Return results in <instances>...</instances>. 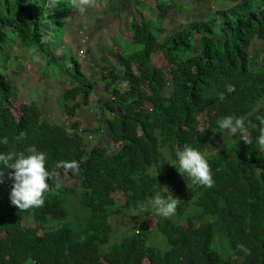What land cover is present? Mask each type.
<instances>
[{"label": "trees", "instance_id": "1", "mask_svg": "<svg viewBox=\"0 0 264 264\" xmlns=\"http://www.w3.org/2000/svg\"><path fill=\"white\" fill-rule=\"evenodd\" d=\"M156 7L165 19L178 3L161 0ZM71 10V0H0V47L15 39L45 61V70L65 73L66 56L54 60L48 39H61ZM216 26L223 39L214 35ZM129 28L132 40L121 42L119 68L102 74L109 97L100 108L115 150L98 143L86 150L78 122L46 120L33 102L13 101V81L0 70V137L9 139L0 151L34 144L48 154L54 175L44 205L21 210L10 200L13 170L0 164V264H264V150L257 142L264 124L256 119L264 115V60L249 57L253 39L264 43V0L191 21L168 33L164 45L159 32L165 31L152 18L133 20ZM69 57L74 85L62 96L87 103L94 83L77 77L79 64ZM229 84L235 91L219 101ZM81 103L64 106L70 117ZM225 115L248 118L251 144L219 128ZM21 132L26 136L17 142ZM186 144L206 155L211 188L193 186L178 171L175 154ZM71 160L77 169L57 167ZM59 169L77 170L80 186L59 183ZM167 190L181 199L173 216H158L149 226L150 211L140 212L139 222L111 241V217ZM118 192L122 200L114 197ZM155 235L161 244L152 243Z\"/></svg>", "mask_w": 264, "mask_h": 264}, {"label": "rangeland", "instance_id": "2", "mask_svg": "<svg viewBox=\"0 0 264 264\" xmlns=\"http://www.w3.org/2000/svg\"><path fill=\"white\" fill-rule=\"evenodd\" d=\"M161 0H90L87 10L83 13L72 9L65 15V25L60 40L48 39L49 52L54 60L61 54L66 57L61 61L65 73H61L52 66L45 70V61L30 49L19 46L17 40L7 39L1 45L0 70L5 72L14 85L15 102H33L42 113V118L56 123L70 125L78 122V132L84 138L86 150L94 143L103 145L108 150H115L117 146L111 141L108 127L105 123L106 112H102L100 105L109 97V90L102 79L103 73L119 68L117 56L121 52V42L132 40V31L129 28L131 21H140L142 18L154 19L156 27L163 28L165 32H159V42L165 44L167 34L174 32L189 22H202L215 16L221 8L228 6H245L249 0H173L178 7L169 12L167 17L159 18L156 11L157 3ZM169 1V0H163ZM52 4L49 8H52ZM49 26L50 21H45ZM52 29L47 28V32ZM214 35L223 39V33L216 26ZM1 51V50H0ZM73 57L79 64V77L82 82L94 83L93 90L87 103H81V98L75 100L63 98L65 90L74 85L72 77ZM249 57L251 61L264 60V43L255 38L252 40ZM154 61H156L154 59ZM75 74L73 73V76ZM123 88L122 86H120ZM170 85L164 90L169 92ZM81 103L75 108V114L70 117L65 105L71 106L76 101ZM96 130V131H95ZM160 163L157 170H161L166 164ZM57 179L59 183L68 186H80L77 170L65 171L59 169ZM114 197L122 200L118 192ZM194 210L193 207L189 211ZM144 218L149 226H153L158 213L151 211ZM139 216L124 212L121 215L111 217L108 222L111 227V241H118L127 233V225L139 222ZM183 219V218H179ZM216 239V238H215ZM163 242L159 236L152 238V243Z\"/></svg>", "mask_w": 264, "mask_h": 264}, {"label": "clouds", "instance_id": "3", "mask_svg": "<svg viewBox=\"0 0 264 264\" xmlns=\"http://www.w3.org/2000/svg\"><path fill=\"white\" fill-rule=\"evenodd\" d=\"M90 0H71V9L83 13L87 10ZM235 91V85H227L224 91L218 95L219 101H224L226 93ZM257 120L264 124V115H258ZM246 116L225 115L217 123L220 129L225 130L233 136H239V140L251 144L252 139L247 132ZM26 136L21 132L15 137L20 142ZM258 144L264 150V128L258 137ZM9 139L7 136L0 137V144L7 145ZM176 160L178 162V171L183 175L186 174L193 186H205L211 188L215 184L213 172L206 155L199 149L190 145H184L182 149L177 150ZM48 154L37 148L36 145H28L26 149L20 151H0V164L13 171L10 176L13 178V186L10 192L11 203L18 206L21 210L42 207L45 203L46 195L51 190L49 181L54 179L53 173L46 166ZM167 160V159H165ZM168 161V160H167ZM173 164V163H172ZM174 165V164H173ZM57 167L66 169H77L79 163L76 160L58 161ZM59 187V185H57ZM168 193V190H167ZM181 199L168 193V195L156 194L146 201H142L131 214L138 215L151 209L160 216L168 218L177 212ZM246 254H251V249L244 244L239 246Z\"/></svg>", "mask_w": 264, "mask_h": 264}]
</instances>
